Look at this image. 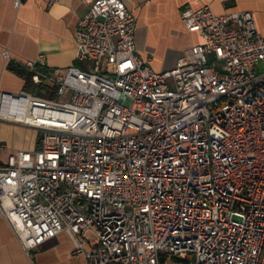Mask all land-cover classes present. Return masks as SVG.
Returning <instances> with one entry per match:
<instances>
[{
  "label": "built area",
  "instance_id": "obj_1",
  "mask_svg": "<svg viewBox=\"0 0 264 264\" xmlns=\"http://www.w3.org/2000/svg\"><path fill=\"white\" fill-rule=\"evenodd\" d=\"M84 1L82 65L48 69L39 54L24 65L50 96L0 90V122L41 132L0 164V216L25 251L65 231L88 264H264V35L252 12L182 8L201 42L157 72L123 0Z\"/></svg>",
  "mask_w": 264,
  "mask_h": 264
},
{
  "label": "crops",
  "instance_id": "obj_2",
  "mask_svg": "<svg viewBox=\"0 0 264 264\" xmlns=\"http://www.w3.org/2000/svg\"><path fill=\"white\" fill-rule=\"evenodd\" d=\"M135 19L137 54L148 59L157 72L174 66L176 60L195 43L198 33L186 29L180 11L208 4L216 13L247 10L252 12L258 31L264 35V0H123ZM84 0H0V90L19 92L25 79L11 63L23 65L44 55L46 68H65L82 62L75 58L74 30L86 12ZM31 132L28 140L20 133ZM5 148H2L1 146ZM39 145L38 130L0 122V164L9 152L33 150ZM74 243L62 231L41 245L25 251L11 224L0 216V264H88L81 255L72 254ZM108 264H119L111 262Z\"/></svg>",
  "mask_w": 264,
  "mask_h": 264
},
{
  "label": "trees",
  "instance_id": "obj_3",
  "mask_svg": "<svg viewBox=\"0 0 264 264\" xmlns=\"http://www.w3.org/2000/svg\"><path fill=\"white\" fill-rule=\"evenodd\" d=\"M11 68L14 69L16 72H18L25 79V84H24L25 89L35 92V93L38 92L39 94L44 95V96H50V94H48L45 91L46 87L41 86V85L37 86L32 83L31 71L24 64L19 65V64L11 63Z\"/></svg>",
  "mask_w": 264,
  "mask_h": 264
},
{
  "label": "rangeland",
  "instance_id": "obj_4",
  "mask_svg": "<svg viewBox=\"0 0 264 264\" xmlns=\"http://www.w3.org/2000/svg\"><path fill=\"white\" fill-rule=\"evenodd\" d=\"M36 93L39 94L38 92H36ZM18 136H19L20 140L24 141V140L30 139L32 137V133L31 132H27V133L24 132V133H20V135H18ZM40 137H41V132L38 131V138H40Z\"/></svg>",
  "mask_w": 264,
  "mask_h": 264
}]
</instances>
